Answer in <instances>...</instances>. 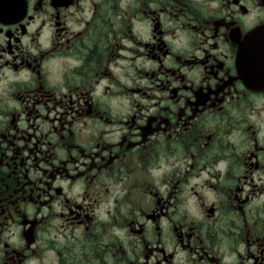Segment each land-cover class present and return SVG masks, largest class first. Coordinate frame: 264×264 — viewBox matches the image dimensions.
Here are the masks:
<instances>
[{
  "label": "flooded vegetation",
  "instance_id": "1",
  "mask_svg": "<svg viewBox=\"0 0 264 264\" xmlns=\"http://www.w3.org/2000/svg\"><path fill=\"white\" fill-rule=\"evenodd\" d=\"M87 4L0 0V96L21 104L19 110L0 106V264L43 261L49 248L60 264H106V254L114 264L153 258L173 264L177 247L188 253V264H222L218 247L235 251L241 242L240 264H264V206L253 203L264 195L258 123L264 91L246 85L238 61L246 37L257 30V76L264 79V0H128L126 10L120 0H92L93 20L74 31ZM46 26L55 29L50 37ZM61 56L84 60L82 68L64 73L68 94L53 86L49 61ZM101 80L108 84L94 97ZM133 96L140 100H132L134 111L125 115L121 100ZM221 159L229 163L222 183L189 187ZM209 175L221 180L219 172ZM57 179L69 180V190L84 179L83 199L90 202L69 199ZM157 180L167 185L166 197ZM204 188L217 194L218 208L206 206ZM114 196L110 223H99L95 209ZM193 197L204 213L201 222L187 214ZM57 201L66 212L52 209ZM45 207L50 215L40 217ZM14 227L21 229L22 246L9 243ZM113 228H128L125 240L104 243L113 240ZM53 234L65 236L67 246L46 239ZM76 245L82 262L72 255Z\"/></svg>",
  "mask_w": 264,
  "mask_h": 264
},
{
  "label": "clouds",
  "instance_id": "2",
  "mask_svg": "<svg viewBox=\"0 0 264 264\" xmlns=\"http://www.w3.org/2000/svg\"><path fill=\"white\" fill-rule=\"evenodd\" d=\"M96 3H102V0H95ZM128 3V0H120V8L121 9H125L126 10V5ZM92 0H88V4L86 6V10L83 14L84 16V22L80 24V26L76 29H74V31H84L85 29V24L89 21L93 20V13H92ZM213 7H215V5H213ZM55 29H52L50 26H46L45 28V37H50L52 34V31H54ZM25 43H27V40L25 39ZM122 43L125 44V46L127 48H132L134 47L133 44H131L130 42H128L127 40H123ZM44 48L48 49L51 48V43L46 42L44 44ZM35 54V53H34ZM119 55L121 56H127V57H131V53L130 52H120ZM119 63L121 64H126V61H119ZM143 61L138 60L137 64L140 65L142 64ZM49 64L52 67V77L53 79L56 81V83L53 85L54 87L58 86V91L64 94H68L69 93V88L65 85V80H64V73L66 71H69L70 69H79L82 68L84 66V60L81 58H75L73 56H68V57H54L49 61ZM67 65V68H65L64 66ZM114 71H118L115 70ZM25 77L28 76V73H24L23 74ZM121 82L126 85L127 87L131 88L133 87L132 81L129 79H125L123 77H121ZM137 83H139L142 86H147V81L145 80H139L137 81ZM108 84L107 80H101L100 83V88H97V90L95 92L92 93V95L94 97H99L101 95V91L102 88ZM156 95H160L159 93H156ZM132 100H140L139 96H133V97H123L121 102L123 104V108L121 109L122 113H124L125 115H129L131 114L132 111H134V109H132L131 105H132ZM0 101H2V105L0 106H6L9 109H17L19 110L21 108V104L17 101L14 100H10L6 97L0 96ZM141 103L148 105L150 103H155V101H147V100H141ZM156 109H150V112H155ZM115 114V113H114ZM4 119V117L0 116V120ZM251 119L253 121H256V117L253 116L251 117ZM260 127L262 129H264V113L261 114L260 116V120L258 121ZM106 131H110V129H105ZM126 131V130H125ZM261 136H264V131L261 132ZM119 140V135H117L115 138H112V142L115 143ZM93 151H95V149H92ZM61 157L62 158H66L64 153H61ZM83 163H87L86 161H84ZM185 163H191V161H186ZM178 167H180L181 165H176ZM70 170L72 169V165L69 166ZM76 167H79V165H76ZM228 168H229V163L226 159H221L218 162L214 163L213 165H211L210 167H208L206 169L205 172L201 173L199 176V179H192L190 182V185H202L204 183V181H209L211 184H217V183H222L223 182V177L227 174L228 172ZM81 171H83L84 169H80ZM166 171H171V169H165ZM215 172H219L221 174V180L217 181L216 179H212L209 175V173H215ZM72 175L75 176L76 172L72 171ZM152 175L154 177H160L162 175V173L160 171H156L153 172ZM260 176V173H254L253 175V181L256 182L258 185L260 183V181H257V177ZM69 180H60L57 179L56 181V186L57 187H62L65 190L66 195L69 197V199L75 201L76 203H83L85 205H87L90 201L84 200L83 196H84V179H78L75 183V186L69 190ZM156 185L158 190L160 191L161 195L163 196H167V185H165L164 187H160L159 185V180L156 181ZM202 194L205 197V201H206V206L211 207L213 205H216L217 208L219 207L220 204V200L217 199V194L208 188H204L202 189ZM117 197H110L106 203H102L99 207H97L94 211V215L97 218V221L99 223H110V217L108 215V213H113L115 212V199ZM254 204L257 205H261L264 206V195H260L258 199L253 201ZM52 209L55 212H61V211H67L66 209H63L60 207L59 201L55 202L52 205ZM29 215L33 216L36 215V209L32 206H29ZM138 214V213H137ZM187 214L189 216V219L194 221V222H201L204 220V213L201 211V209L199 208V206L196 203V198L193 197L192 199H190L188 201V207H187ZM50 215V210L45 207L43 208L40 213L39 216L40 217H46ZM217 215H219V213L217 212ZM53 223L59 225L62 223L61 220L59 219H54L52 221ZM151 226V225H149ZM14 235H12L11 239L9 240V243L13 244V245H17V246H22L23 241H21L19 239L20 236V232L21 229L19 227H14ZM129 229L128 228H123V229H117V228H113L111 230V235L113 237V240L111 241H104V243H114L116 239H119L120 241H124L126 238V234L128 233ZM83 233V228H77L75 235L77 237H81V234ZM65 235H67L65 233ZM46 239L48 240H54L55 245L58 248H63L65 246H67V241L65 240V236H57L56 234H53L52 236H48L46 237ZM75 243V242H73ZM37 245H32V247H36ZM42 247L44 248H48L49 246L47 244L42 245ZM235 247V251H231L229 248L221 245L218 247L217 251L219 252V254L222 256V264H240V260L239 257L237 255V253L239 254V256H244L245 255V245L244 243H239L238 245H234ZM168 251L172 252L173 248L171 246L168 247ZM176 252V257L177 259L173 260V264H178L179 260H183L184 264H188V253L186 251H181L179 247H177L175 249ZM45 258L43 259V261H41L40 259H37L35 257L29 258L25 264H49V261H51V264H60L59 258L56 257V253L54 250H52L51 248H49L48 251L45 252ZM72 255L75 257L76 260L81 261L82 262V256L83 253L80 252V247L79 245H76L73 248V253ZM192 260H195L196 257L192 256L191 257ZM94 264H100L99 261H94ZM106 264H114V261L112 260L110 254H106ZM140 264H144L143 260L140 261ZM149 264H155V260L153 258V260L149 261ZM248 264H252V262L249 260Z\"/></svg>",
  "mask_w": 264,
  "mask_h": 264
},
{
  "label": "water",
  "instance_id": "3",
  "mask_svg": "<svg viewBox=\"0 0 264 264\" xmlns=\"http://www.w3.org/2000/svg\"><path fill=\"white\" fill-rule=\"evenodd\" d=\"M257 31L249 34L240 48L239 63L242 65L244 79L249 86L264 89L257 73V49H256Z\"/></svg>",
  "mask_w": 264,
  "mask_h": 264
}]
</instances>
